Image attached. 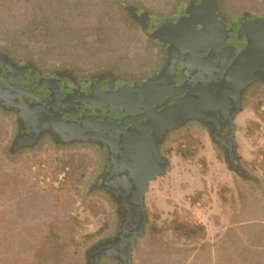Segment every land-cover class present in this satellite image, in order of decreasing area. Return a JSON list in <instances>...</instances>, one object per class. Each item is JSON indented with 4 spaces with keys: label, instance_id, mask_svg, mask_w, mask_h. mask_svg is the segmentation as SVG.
<instances>
[{
    "label": "rangeland",
    "instance_id": "1",
    "mask_svg": "<svg viewBox=\"0 0 264 264\" xmlns=\"http://www.w3.org/2000/svg\"><path fill=\"white\" fill-rule=\"evenodd\" d=\"M37 1L0 0V48L18 60L30 59L44 71L70 68L90 74L108 69L127 82L151 73L159 65L161 52L126 7L169 17L181 6V0H63L73 2V7L53 9L50 5L44 12L29 11V3ZM219 2L228 20L243 13L264 16V0ZM15 6L22 10L17 20L28 13L32 20L14 26L10 9ZM55 15L76 18L74 36L57 40L50 35ZM263 110L264 86L258 85L246 95L238 119V153L246 179L228 170L222 152L196 124L169 135L162 149L169 164L145 195L148 223L132 264H139L145 248L154 262L149 264H178L185 256L192 261L196 257L190 264L241 263L237 248L243 244L227 237L240 222H264ZM15 129L16 121L0 111V231L5 234H0V264H83L85 250L110 236L116 224L113 203L100 192H87L101 161L98 149L91 144L59 147L46 137L32 150L13 152ZM66 172L70 176L64 181ZM59 175H64L61 181ZM4 218L11 223L5 225ZM52 222L58 231L67 229L70 235L57 242V257L46 260L47 241L42 237L33 240L30 235L45 233ZM177 223H194L203 229L193 237L183 236L174 229ZM250 238L257 242L255 236ZM5 248L16 251L4 260L1 251Z\"/></svg>",
    "mask_w": 264,
    "mask_h": 264
},
{
    "label": "water",
    "instance_id": "2",
    "mask_svg": "<svg viewBox=\"0 0 264 264\" xmlns=\"http://www.w3.org/2000/svg\"><path fill=\"white\" fill-rule=\"evenodd\" d=\"M213 17L212 8L192 0L178 22L152 27L170 51L167 72L135 86L97 88L90 103L98 109L79 120L69 109L54 107L20 85H0L10 97L2 100L17 109V126L23 128L14 136L13 152L32 150L46 137L59 147L104 141L111 155L105 182L114 192L120 190L123 208L120 231L105 251L120 264H132L145 235V195L149 180L163 175L169 164L162 149L172 132L196 124L222 152L228 170L246 179L238 153V119L248 92L264 86V17L236 26ZM32 82L40 92L54 85L35 78ZM120 113L128 120L115 119Z\"/></svg>",
    "mask_w": 264,
    "mask_h": 264
},
{
    "label": "flooded vegetation",
    "instance_id": "3",
    "mask_svg": "<svg viewBox=\"0 0 264 264\" xmlns=\"http://www.w3.org/2000/svg\"><path fill=\"white\" fill-rule=\"evenodd\" d=\"M191 1L192 0H181V6L177 7L175 12L169 17H155L152 15L151 11L145 8H139L137 6L126 7L131 19L139 26L141 31L147 36L150 42L161 52L159 65H157V67L151 73L143 76L137 81H124L120 77L114 75L113 72L108 69L100 70L90 74H78L70 68H56L55 70L44 71L37 67L36 64L30 59L24 58L23 60H18L12 57L9 52L3 48H0V85L2 87H6L8 84L13 87L20 85L19 88L33 92V94L42 98L43 101H51L54 107H62L66 110L69 109L70 115L74 120H79L81 117H83V115L84 117L91 115V113L93 114L94 110L98 109L97 107L94 108V106H91L90 103L98 93L97 88L105 91L110 89L112 85L116 87L135 86L156 76H162L167 72L170 51L166 44L161 43V41L153 35L151 28L155 27L156 25H162L171 21L178 22L181 17L185 15V12ZM201 2L205 6L212 8L214 14L213 19H215L217 23L231 24L236 26L245 19L253 17L247 13H243L238 19L228 20L220 9L219 0H201ZM262 17L264 16H260V18ZM217 35L218 37L222 36L220 32H217ZM220 56L224 59L227 54L223 53ZM34 78L40 79L42 81H51L54 83V85L50 88V90H41L40 92L38 89H35L36 86L33 85L32 80ZM1 86L0 111L8 114L11 120L16 121L18 116V112L16 111L17 109L14 106L7 105L2 100H10V97L4 94V90H1ZM51 111L54 113L56 109H51ZM60 113L65 115V118L68 117L66 112L60 111ZM100 114H105L104 109ZM123 115L124 114L120 113L115 119L128 120L127 117H123ZM22 132L23 128H18L16 122L15 134H20ZM13 139L11 143H13ZM91 145L98 149L101 161L98 169L95 170L92 177L89 179L87 192L89 194H98L100 192L105 199L113 203L115 208L116 224L113 233L110 236L98 240L85 250L83 264H104V262H108L110 264H120L118 259H115V257L105 251L106 248H109L110 246L108 242L115 239V237L118 235L122 224L123 208L120 203V190L119 192H114V188H112L107 183V181L105 182L110 169L111 155L109 150L106 148L104 141L100 138H97L93 143H91ZM156 178L157 175L149 180V186Z\"/></svg>",
    "mask_w": 264,
    "mask_h": 264
},
{
    "label": "trees",
    "instance_id": "4",
    "mask_svg": "<svg viewBox=\"0 0 264 264\" xmlns=\"http://www.w3.org/2000/svg\"><path fill=\"white\" fill-rule=\"evenodd\" d=\"M55 0H38L34 5H32V3H29V11L34 10L36 11H45L46 9H48V7H50V5H52L51 7H53V9L56 8H64L66 6H70L73 7V2H69V1H65L63 2V0H60L58 2V0H56V2L54 3ZM19 3V2H18ZM85 7V6H84ZM95 7V6H93ZM11 10V21L13 22L14 26H17L20 22V24H22L23 21H30L32 20L33 16H28L29 13L27 14V16L23 19V20H17V17H19L18 14H22V10L21 12H19L18 8H16V6ZM46 17L47 15H49V13L44 14ZM69 15V14H67ZM57 20H55L54 24L51 25V30L50 31V35L53 36V38H56L57 40L62 39L63 37L67 38V36L72 37L75 35L76 33V28H77V24L75 23V17H73V19L71 20V18L68 17H63L61 19V17L59 15H55ZM83 26V22H81ZM49 34V32H48ZM57 167V166H56ZM58 168V167H57ZM56 169V168H55ZM59 170V169H58ZM67 175V176H66ZM70 173L66 172L65 173V179L64 181H67L69 179ZM16 202L14 201L13 205ZM2 204H0L1 206ZM6 206V208L8 209L9 205H4ZM3 206V207H4ZM2 207V206H1ZM22 210V209H20ZM7 212L10 210H6ZM254 213H257L255 209H253ZM8 214V213H7ZM6 214V215H7ZM258 215V214H256ZM3 222L5 223V225H7L8 223H11V220H9L8 218H4ZM2 225V226H5ZM238 226V229H232L230 232V236H228V240H232V243L234 241H241V243L243 245H240L237 249H238V253H239V260H240V264H264V222H254V221H243L240 222L238 224H236ZM246 228L244 230V228ZM242 228V230H241ZM60 231L57 230V224L55 222H52L51 224H49V226L47 225V229L45 230V233H35L32 232V234L30 235V237L33 240H36L38 237H42L43 239H45L47 241V245L49 249V256H45L43 257L46 260H51L52 257H57L56 255V250L58 244V241H64L66 240L65 236L70 235V232L66 231L67 229H61L59 228ZM174 229L181 235L183 236H189V237H193L194 235H197L201 232V230L203 229V226L194 224V223H177L174 226ZM63 230V231H62ZM63 232V233H62ZM4 232L0 231V234H3ZM236 239L234 238V235ZM5 234H3L4 236ZM1 236V237H3ZM256 237L257 238V242L254 244V240H252L250 237ZM6 239H8V235L6 236ZM56 242V243H55ZM21 244V243H20ZM57 244V245H56ZM37 248H41L43 249V246L41 244H35ZM157 245H160L159 243H157ZM147 248L143 249L142 252L144 253V255L140 256L138 258V262L139 264H149V263H154L150 258H148V255L150 256L151 252H147ZM14 251H16V248H12V249H8L5 248V251H1V257L3 256V259H6V255L13 253ZM165 251V250H164ZM42 252V251H41ZM38 253V252H37ZM39 254V253H38ZM51 254V255H50ZM167 256V254H166ZM168 257V256H167ZM181 257V256H180ZM168 259V258H167ZM180 259H183L182 261H179L178 264H190L192 262H194V260L192 261V259L188 258V256L182 257Z\"/></svg>",
    "mask_w": 264,
    "mask_h": 264
},
{
    "label": "built area",
    "instance_id": "5",
    "mask_svg": "<svg viewBox=\"0 0 264 264\" xmlns=\"http://www.w3.org/2000/svg\"><path fill=\"white\" fill-rule=\"evenodd\" d=\"M263 111H264V110H263ZM63 176H64V175H59V178H58V179L61 181V180L63 179ZM54 184H56V182H54Z\"/></svg>",
    "mask_w": 264,
    "mask_h": 264
}]
</instances>
